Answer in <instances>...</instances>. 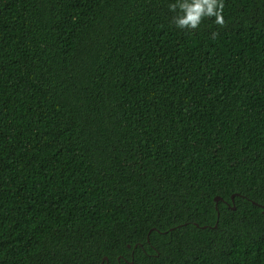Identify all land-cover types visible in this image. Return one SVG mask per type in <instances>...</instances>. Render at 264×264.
<instances>
[{"label": "trees", "instance_id": "obj_1", "mask_svg": "<svg viewBox=\"0 0 264 264\" xmlns=\"http://www.w3.org/2000/svg\"><path fill=\"white\" fill-rule=\"evenodd\" d=\"M175 2L0 0V264H264V0Z\"/></svg>", "mask_w": 264, "mask_h": 264}, {"label": "clouds", "instance_id": "obj_2", "mask_svg": "<svg viewBox=\"0 0 264 264\" xmlns=\"http://www.w3.org/2000/svg\"><path fill=\"white\" fill-rule=\"evenodd\" d=\"M223 0H176L169 4L170 10L176 12L174 24L181 29H195L203 17H215L217 24L223 23Z\"/></svg>", "mask_w": 264, "mask_h": 264}, {"label": "water", "instance_id": "obj_3", "mask_svg": "<svg viewBox=\"0 0 264 264\" xmlns=\"http://www.w3.org/2000/svg\"><path fill=\"white\" fill-rule=\"evenodd\" d=\"M234 195L235 194H231V200H232V202L234 201ZM220 199V197L219 196H214V203H215V209H216V214H217V216H218V214H219V211H218V206H217V204H218V200ZM262 206V210H261V212H262V214H264V204H262L261 205ZM235 207H234V205L232 206V209H234ZM196 224V223H195ZM197 225V224H196ZM213 226H216V223L213 225ZM202 227H205V226H202ZM104 258H106V257H104Z\"/></svg>", "mask_w": 264, "mask_h": 264}]
</instances>
